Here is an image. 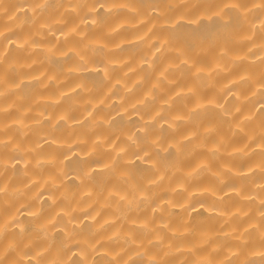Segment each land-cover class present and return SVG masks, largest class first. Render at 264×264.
I'll return each mask as SVG.
<instances>
[{
    "label": "clouds",
    "instance_id": "clouds-1",
    "mask_svg": "<svg viewBox=\"0 0 264 264\" xmlns=\"http://www.w3.org/2000/svg\"><path fill=\"white\" fill-rule=\"evenodd\" d=\"M0 264H264V0H0Z\"/></svg>",
    "mask_w": 264,
    "mask_h": 264
},
{
    "label": "bare ground",
    "instance_id": "bare-ground-1",
    "mask_svg": "<svg viewBox=\"0 0 264 264\" xmlns=\"http://www.w3.org/2000/svg\"><path fill=\"white\" fill-rule=\"evenodd\" d=\"M89 75L91 76L92 74L90 73Z\"/></svg>",
    "mask_w": 264,
    "mask_h": 264
}]
</instances>
